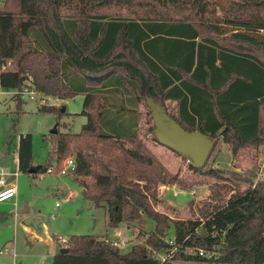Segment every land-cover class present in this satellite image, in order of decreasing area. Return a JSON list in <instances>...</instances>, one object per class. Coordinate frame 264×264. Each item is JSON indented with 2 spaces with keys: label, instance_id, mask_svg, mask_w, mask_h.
Listing matches in <instances>:
<instances>
[{
  "label": "trees",
  "instance_id": "trees-1",
  "mask_svg": "<svg viewBox=\"0 0 264 264\" xmlns=\"http://www.w3.org/2000/svg\"><path fill=\"white\" fill-rule=\"evenodd\" d=\"M26 83L46 96L83 94L87 120L75 133L57 123L38 165L31 135H20L18 170L56 171L71 155L83 198L106 209L110 228L136 223L145 238L123 251L107 238L71 235L52 264H264V164L261 174L229 179L187 154L195 174L228 181L213 182L201 218H174L156 209L160 186L198 181L170 170L140 124L150 100L170 101L169 135L197 131L233 153L264 147V0H2L0 89L18 92L20 104ZM172 227L173 253L165 240Z\"/></svg>",
  "mask_w": 264,
  "mask_h": 264
},
{
  "label": "rangeland",
  "instance_id": "rangeland-1",
  "mask_svg": "<svg viewBox=\"0 0 264 264\" xmlns=\"http://www.w3.org/2000/svg\"><path fill=\"white\" fill-rule=\"evenodd\" d=\"M26 84L19 93L22 100L20 104L13 96L18 92L13 94L12 90L0 89V166L8 172L16 173L14 181L18 187L16 200L19 204L15 207V198L0 203V264H52L54 254L63 249L58 238H66L68 243L71 235H96L105 238L107 232L113 231L108 226L106 209L95 207L83 198L80 186L73 180L70 171L64 175L44 174L37 177L16 170L15 152L20 135H31L32 157L35 165H38L48 157L50 133L57 123L61 131L75 133L80 131L87 120L81 114L84 99L81 94L69 98L46 96L35 91L29 92L31 89ZM40 105H54L65 113L58 117L52 112H42L38 109ZM175 105L170 101L162 104L150 100L147 105L149 112L145 111L144 106L141 107V133L170 170L179 173L182 179L195 178L198 184L186 190L180 189L178 185H165L159 190L160 199L156 203V209L174 218H201L202 211L212 198L213 182L224 183L228 180L195 174L190 168L192 161L186 153V146L174 143L165 129L169 126L166 119L174 112ZM62 124H66V127L60 126ZM194 134L200 133L196 131ZM263 164L264 147L245 148L233 153L229 145L220 138L210 151L205 169H219L222 177L234 179L233 172L244 174L250 169H256L261 174ZM229 184L233 185L231 182ZM15 210H19L20 214L16 220L13 216ZM24 211L33 215L25 216ZM29 216L39 221L37 228L24 223V219ZM146 219V229L151 232L155 222L151 218ZM133 225L127 232L126 223L120 224L124 235L121 237L120 234L119 237L125 241V245L119 248L123 251H128L132 245L145 240L136 238L129 241L133 230L138 227ZM174 236L172 227L168 237ZM186 252L194 253L192 249ZM207 255L211 253L207 252ZM174 264L198 263L178 260Z\"/></svg>",
  "mask_w": 264,
  "mask_h": 264
},
{
  "label": "built area",
  "instance_id": "built-area-1",
  "mask_svg": "<svg viewBox=\"0 0 264 264\" xmlns=\"http://www.w3.org/2000/svg\"><path fill=\"white\" fill-rule=\"evenodd\" d=\"M26 92V91H25ZM24 92V93H25ZM33 93L32 91H29ZM24 95V94H23ZM75 169V162L73 160V157H67L63 160L60 168L58 170H54L53 166L48 167L44 172H40L37 174V177H42L44 174H58V175H64L68 171L72 173V171ZM16 177V173L8 172L3 166H0V202L4 200L11 199L15 197L16 195V184L14 181L10 180V177ZM173 248L172 253L176 250V247L178 246L175 243V240L170 237H166L165 239ZM58 241L63 246V248H66L68 246V243L66 241V238H58ZM114 246L121 247L122 245H125V241L123 240H109ZM193 250V249H192ZM200 255H205L206 252L203 249L199 250ZM166 257H163V260H165Z\"/></svg>",
  "mask_w": 264,
  "mask_h": 264
},
{
  "label": "water",
  "instance_id": "water-1",
  "mask_svg": "<svg viewBox=\"0 0 264 264\" xmlns=\"http://www.w3.org/2000/svg\"><path fill=\"white\" fill-rule=\"evenodd\" d=\"M168 136L174 143L186 146V153L190 155L196 166H202L205 163L213 147L210 138L202 134L171 132ZM24 223L34 228L39 226V221L31 216L26 217ZM65 249L63 248L62 250Z\"/></svg>",
  "mask_w": 264,
  "mask_h": 264
},
{
  "label": "crops",
  "instance_id": "crops-1",
  "mask_svg": "<svg viewBox=\"0 0 264 264\" xmlns=\"http://www.w3.org/2000/svg\"><path fill=\"white\" fill-rule=\"evenodd\" d=\"M12 93L14 94V91H12ZM82 96H83V98H84V95L83 94H81ZM151 135V134H150ZM34 162V161H33ZM15 163H16V170L18 171V172H20L19 170H18V145H17V149H16V152H15ZM34 164H35V162H34ZM14 173V172H13ZM31 175V174H30ZM52 175H58V174H52ZM71 175H72V173H71ZM73 178V177H72ZM14 179H15V177H13V176H11L10 177V180H12V181H14ZM15 182V181H14ZM15 184H16V182H15ZM162 187H165V185H162V186H160V188H162ZM82 190V188L80 187V191ZM160 190V189H159ZM17 192H18V187H17V185H16V194H17ZM70 194V193H69ZM16 196L17 195H15V197H13V198H15V201L13 202V204L15 205V207H18V201L16 200ZM12 199V198H11ZM5 201V200H4ZM3 202V201H2ZM1 203V202H0ZM0 214H2V213H0ZM20 214H19V210H15L14 212H13V216H14V220H16L17 219V217L19 216ZM23 215H25V216H28V215H33L31 212H29V211H24L23 212ZM0 219H2V215H0ZM133 224H136V223H126V225H127V227H126V231L128 232V230H131L132 229V226H134ZM115 230V231H114ZM121 234V237L124 235V229H122L120 226L119 227H116V228H113V231L111 232V233H108L107 232V234H106V236H105V238H110V240H115V239H117V240H120V237H119V235ZM138 234H139V228L138 227H136V229H134L133 230V235H132V237L131 238H129V241L130 240H133V239H138V240H140V237L138 236ZM104 238V237H103ZM57 253V252H56Z\"/></svg>",
  "mask_w": 264,
  "mask_h": 264
}]
</instances>
